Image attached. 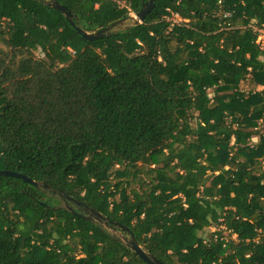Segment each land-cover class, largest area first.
Returning <instances> with one entry per match:
<instances>
[{
    "label": "trees",
    "instance_id": "trees-1",
    "mask_svg": "<svg viewBox=\"0 0 264 264\" xmlns=\"http://www.w3.org/2000/svg\"><path fill=\"white\" fill-rule=\"evenodd\" d=\"M155 3L0 0V264H264V0Z\"/></svg>",
    "mask_w": 264,
    "mask_h": 264
},
{
    "label": "water",
    "instance_id": "water-1",
    "mask_svg": "<svg viewBox=\"0 0 264 264\" xmlns=\"http://www.w3.org/2000/svg\"><path fill=\"white\" fill-rule=\"evenodd\" d=\"M41 2H44L45 5L56 9L60 12H62V14L65 16V18L67 19V21L76 29V31L86 40L88 41H96L99 39H102L106 36H111L112 34L116 33L119 29V25H123L126 22L125 20H121L118 22H115L113 24H110L109 26L93 31V32H88L83 30L82 28H80L79 26H77L74 22L73 19V15L70 12V10L68 9L67 6H65L64 4L60 3L58 0H39ZM155 0H144L142 7L140 9L139 12H136L134 16H129V19H134V24L132 25H138L141 24L144 19L146 18V16L148 15V13L155 7ZM137 16V17H136ZM132 25H126L123 28H128ZM1 176H5V177H15V178H19L22 179L24 183H28L31 184L33 186L39 187V186H44L46 188H48V186L44 183H41L39 181H36L32 178L27 177L26 175L19 173V172H14V171H9V170H0V177ZM56 195H58L62 200L63 203L65 201H67L66 203L69 206H66L65 203V207L68 208L74 215L79 216L81 218L90 220L96 224H103L108 226L110 220L104 216L102 213H100L99 211H97L96 209L87 206L86 204H84L83 202H81L78 199L72 198L70 196H65L60 192L57 191H53ZM75 204L77 205V207H80L81 209L80 212L76 211L71 204ZM118 227L125 231L128 236H122L121 238V242L123 244H125L127 247H129L139 258H141L143 261H145L147 264H164L162 263L159 259H157L155 256H153L152 254H150L148 251H146L137 241L136 237L133 235V233L125 228L124 226L118 224ZM115 230V228H112Z\"/></svg>",
    "mask_w": 264,
    "mask_h": 264
},
{
    "label": "rangeland",
    "instance_id": "rangeland-1",
    "mask_svg": "<svg viewBox=\"0 0 264 264\" xmlns=\"http://www.w3.org/2000/svg\"><path fill=\"white\" fill-rule=\"evenodd\" d=\"M134 14H135V11H132V10L129 11V16H134ZM185 20H188V19H185ZM134 21L135 20L131 18V19L126 20L125 24L132 25V24H134ZM258 39L261 40V43L264 46V32L263 31L259 32ZM158 58H159V60H162L161 56H159ZM260 88H262V87H260ZM255 139H257V138L255 137ZM255 139L253 141H255ZM142 181H143V175L139 174L138 176H136V175H131V173H130L129 183H130L131 187L134 188L139 193H143L144 190H147V188H148L147 185H142ZM61 203L64 204L63 201H61ZM114 228H115V230L112 229L113 234H115V235L119 234L120 238H122V236H128V234L125 231H123L119 228H116V227H114Z\"/></svg>",
    "mask_w": 264,
    "mask_h": 264
},
{
    "label": "built area",
    "instance_id": "built-area-1",
    "mask_svg": "<svg viewBox=\"0 0 264 264\" xmlns=\"http://www.w3.org/2000/svg\"><path fill=\"white\" fill-rule=\"evenodd\" d=\"M136 13V12H135ZM135 15V14H134ZM172 20L176 21V22H186L188 20H185V18H183L181 15H179L178 13L173 14L172 16ZM233 237H236V235L233 234Z\"/></svg>",
    "mask_w": 264,
    "mask_h": 264
},
{
    "label": "flooded vegetation",
    "instance_id": "flooded-vegetation-1",
    "mask_svg": "<svg viewBox=\"0 0 264 264\" xmlns=\"http://www.w3.org/2000/svg\"><path fill=\"white\" fill-rule=\"evenodd\" d=\"M67 201H65L64 203H65V205L66 206H69L67 203H66ZM69 204H71V206L76 210V211H78V212H80V210L79 209H81L80 207H77V205H75V204H72V203H69ZM79 208V209H78ZM117 237H120V235L118 234V235H116Z\"/></svg>",
    "mask_w": 264,
    "mask_h": 264
}]
</instances>
